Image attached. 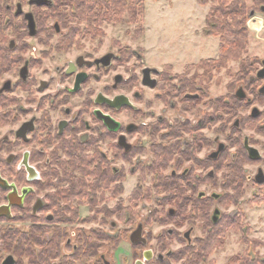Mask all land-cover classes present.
I'll return each instance as SVG.
<instances>
[{"label":"flooded vegetation","instance_id":"flooded-vegetation-1","mask_svg":"<svg viewBox=\"0 0 264 264\" xmlns=\"http://www.w3.org/2000/svg\"><path fill=\"white\" fill-rule=\"evenodd\" d=\"M49 1L39 5L19 0L13 10L11 0L5 10L13 12L14 18L9 17L12 13L0 14L4 24L0 29V127L14 124L0 135V176L12 186L0 188L4 193L0 205L8 204L6 196L13 189L16 193L15 204L9 206L11 217H0L3 229L14 227L32 236L34 264H208L216 242L232 228L230 218L236 211L220 208V201L230 197L226 191L216 192L214 185L210 191L202 190L200 185L216 181L220 170L221 188L233 195L248 180L264 185V110L258 106L264 101V50L250 58L247 50L243 62L237 60L240 77L229 79L226 91L215 96L212 73L220 62V46L216 56L198 64L201 76L197 71L189 79L173 72L169 62L162 68L142 65L140 75L132 64L127 67L132 73L123 76L119 66L140 55L132 49L124 61L118 40H111L101 54L99 43L85 50L84 41L101 40L104 30L98 34V29L80 28L73 17V0L65 6L64 22L53 18L52 23L41 24L45 18L39 17L40 9L55 12L57 0ZM24 2L32 6L30 10L23 9ZM260 10L264 14V5ZM251 11L247 28L255 18L258 29L251 31L264 43L259 37L264 20ZM26 14L32 16L34 34ZM10 30L13 36L8 40ZM29 39L51 45L53 51L76 53L37 76L39 51ZM146 67L151 70L143 76ZM244 128L257 138L242 134ZM250 149L257 157L251 156ZM246 162L256 164L251 176L245 174ZM133 175L136 183L128 191L127 177ZM157 188L165 192V205L171 204L163 207L159 218L173 228L150 238L144 219L136 226L133 223L137 197H148ZM188 221H199L202 235L194 233V222L182 227ZM78 222L94 227L71 229ZM138 228L140 234L133 238L140 241L134 243L131 235ZM171 240L179 241L180 247L170 248ZM108 245L111 254L103 250ZM122 245L125 256L118 253ZM15 260L29 264L27 255Z\"/></svg>","mask_w":264,"mask_h":264},{"label":"rangeland","instance_id":"rangeland-1","mask_svg":"<svg viewBox=\"0 0 264 264\" xmlns=\"http://www.w3.org/2000/svg\"><path fill=\"white\" fill-rule=\"evenodd\" d=\"M17 1L19 0H12L11 4L14 6L13 10L15 9ZM8 2L10 3L11 0H8ZM143 2L145 12L142 17V24L130 22L129 12L124 11L121 17L122 21H104L101 23V29L104 30L103 38L101 40L84 41L83 45L85 50L94 48V46L99 43L100 48L98 54H101L109 48V43H112L111 40H114V43L118 40L120 56H124V58H122L124 61H127V58L130 57V55L128 57L126 56V52H131L132 49L135 50L140 55V58L133 57L127 64L119 66V71L123 76H127L126 73H132V71L127 69V67H130L132 64L136 65V74L140 75V72H138L140 66L146 65L162 68L165 62L171 64L168 66L172 68L173 72L177 71L189 79H191L193 74H196L197 71L200 72L199 74L201 76L202 69L200 67L201 65L198 64L202 61V65H204L209 57L213 58L216 56L218 47L220 46V41L217 36L208 35L205 32V18L210 9L211 2L207 4H201L198 0H143ZM24 3L23 9L30 10L32 6L27 5L26 2ZM245 3L247 6H251V0H245ZM255 7V15L264 20V14L260 10L261 5ZM59 8L63 14L61 18L62 22H64L66 18L65 15H68V13L64 12L65 6L60 5ZM38 15L39 17L45 18L41 20V24H46L47 22L50 24L54 20L53 18H55V20H59L60 18L58 12H53L46 8L40 9ZM9 17L14 18L13 12ZM62 22L61 28L65 30ZM78 24H80V28L84 27L83 22ZM254 24L255 23H253V25ZM140 26L144 28L142 34L138 31L141 29ZM245 26L247 28V24H245ZM145 27H147L146 34ZM235 29H238V26H236ZM12 34L11 30L7 31L8 40L11 39L13 36ZM256 36L254 32L247 28L246 49L248 50L249 58L260 54L261 49L264 50V43L259 41V38ZM259 37L264 38V28L262 32L259 33ZM29 40L31 41V45H34L39 51L38 54H36L39 57V61H36V63L39 62L41 71L38 70L37 76H42L43 72L49 71L48 68H52L53 65L58 63L62 64L76 53V50H72L69 55L64 54L62 51H53L52 48L50 49V46L55 44L56 37L49 46L37 43L35 39ZM145 45L149 49H147ZM189 62L190 64L185 65ZM130 69L133 70V68ZM239 69L240 66L237 60H232L230 58H228V60L226 59V61L225 59H223V61L220 60L215 72L212 73L214 75L215 84L211 94L215 96L224 93L229 79L233 80V78L236 77L235 80H237L240 77L238 72L240 71ZM6 76L8 75H4V77ZM235 85L236 83L234 81L233 86ZM144 102L145 100L142 101V105ZM23 106L28 105L23 103ZM258 106L264 110V101L263 104H258ZM155 108L158 109V105H155ZM125 117V115H122V119H125ZM13 125L14 124L1 126L0 135L7 132ZM251 131V129L244 128L242 134L253 135L257 138V134H253ZM231 150H233V147H231ZM4 153V151L1 152V154ZM186 165L187 163L183 164V166ZM170 167L172 166L169 165L165 172H168ZM244 171L248 176L253 175L256 171V164L246 162ZM221 174L222 171H218L216 181L210 180L209 182H203L200 185V189L210 191L213 188L211 185H214L216 192L224 194V191H226L230 199L228 198V200H224L223 202L220 201V208L223 212L236 211V214L230 218V220L233 221L232 228L224 235V239H219L218 242H216V248L209 255L210 261L207 263L241 264L244 262V264H264V185L257 186L253 184L252 181L248 180L245 182L243 189L239 187L236 190V195H233L231 191H227L226 188H221ZM135 183L136 175L127 177L126 189L128 191L131 190L134 188ZM146 184H151L149 175L146 179ZM164 194L165 192H163L162 189L157 188V190L152 191L148 197H137L138 211L133 226H136L141 219H144L145 231L150 238L156 237L158 232L173 228L172 225L164 224V218H159V213L162 211L163 207L168 209L169 205H171L170 203L165 205ZM127 198L128 197L124 195L125 204ZM112 204L113 200L110 202V205ZM82 214L84 213H80V215ZM193 222L194 221H188L184 223L182 227L185 228L187 224ZM194 223L197 224V229L194 233L199 235L202 233L200 230V222L195 221ZM4 224V222L0 221V229L5 227ZM15 224L14 222V225ZM129 225L125 226L127 230L129 229ZM73 226L71 229L77 231L87 230L91 228L90 226L94 227L92 223L84 224L80 222ZM180 227V223L176 224V228L179 229ZM104 229L107 231L111 230L109 227H104ZM179 247V241L171 240L170 248L176 250V248ZM110 248L108 245L104 247L103 250L111 254L112 251ZM126 252L124 246H120L118 253L125 256ZM9 254L13 253L3 247V242L0 239V264ZM13 256L17 259L16 255L13 254Z\"/></svg>","mask_w":264,"mask_h":264},{"label":"trees","instance_id":"trees-1","mask_svg":"<svg viewBox=\"0 0 264 264\" xmlns=\"http://www.w3.org/2000/svg\"><path fill=\"white\" fill-rule=\"evenodd\" d=\"M59 1V2H58ZM8 0H0V14L12 13L5 10V5ZM201 4L211 2L210 9L206 15L205 32L208 35H214L219 38L220 49L219 59L228 58L232 60H240L243 62L242 56L246 55L247 43V28L245 26L251 10H255V6L264 4V0H251V6H247L245 0H198ZM9 3V2H8ZM69 5V0H57L55 12L59 13L62 18L63 14L60 5ZM73 17L76 22H88L83 27L84 29H98L100 34V26L106 22L122 21V13L129 12V19L132 23L142 24L145 7L143 0H73L72 1ZM67 15H65L66 17ZM0 29L4 26L1 24ZM67 19V18H66ZM2 25V27H1ZM238 26V29L235 27ZM138 31L142 34L144 28ZM129 50V49H127ZM131 55V52H126V56ZM3 190L0 189V200L3 198ZM0 239L3 242V247L10 250L14 255L20 257L27 255L29 264H34V248L31 244L32 236L30 234L22 235L17 228L0 229ZM21 264V261H18Z\"/></svg>","mask_w":264,"mask_h":264},{"label":"water","instance_id":"water-1","mask_svg":"<svg viewBox=\"0 0 264 264\" xmlns=\"http://www.w3.org/2000/svg\"><path fill=\"white\" fill-rule=\"evenodd\" d=\"M35 3L39 4V5H43V4H50V1L49 0H34ZM21 10H17L16 11V14H18ZM254 14L253 11H251L250 15L252 16ZM27 18L29 19V29L31 30V34H34L35 33V25H34V22H33V19H32V16L31 14H26ZM55 28L58 29V25L56 24L55 25ZM149 70H151L150 68L146 67V68H143L142 72H143V76L146 75L147 72H149ZM242 91H240V95L242 97L243 94H241ZM119 98L121 99V102H123V104L125 105H130L129 101L124 97V96H119ZM107 102L110 104V105H113L115 106V102H118V99L115 100L114 103H112L111 101L109 102L107 100ZM122 105V104H120ZM131 106V105H130ZM31 129V128H29ZM25 131V130H24ZM251 150V156L253 157H257L256 155V151L254 149H250ZM258 181L261 182L262 181V177L259 175L258 176ZM12 186L5 180L3 179L1 176H0V188L1 189H9L11 188ZM7 200H8V204H5V205H0V217H7V218H10V212H9V206L11 204H15V201L14 199L16 198V193L14 191V189L6 196ZM140 234V228H138L136 230V232L134 234L131 235V240L132 242L136 243L138 241H140L139 238H133L134 236H138ZM1 264H16V260L14 258V256L12 254H9L7 255L2 261H1Z\"/></svg>","mask_w":264,"mask_h":264},{"label":"built area","instance_id":"built-area-1","mask_svg":"<svg viewBox=\"0 0 264 264\" xmlns=\"http://www.w3.org/2000/svg\"><path fill=\"white\" fill-rule=\"evenodd\" d=\"M253 23H255V18H254V19L251 18V19L248 21V26H249L250 30L252 29V30H254V31H257L258 28H256V27L253 25Z\"/></svg>","mask_w":264,"mask_h":264},{"label":"crops","instance_id":"crops-1","mask_svg":"<svg viewBox=\"0 0 264 264\" xmlns=\"http://www.w3.org/2000/svg\"><path fill=\"white\" fill-rule=\"evenodd\" d=\"M146 30H147V27H145V34H146ZM146 46V45H145ZM146 48H147V46H146ZM147 49H149V48H147Z\"/></svg>","mask_w":264,"mask_h":264}]
</instances>
